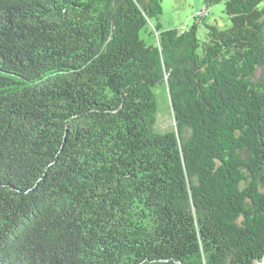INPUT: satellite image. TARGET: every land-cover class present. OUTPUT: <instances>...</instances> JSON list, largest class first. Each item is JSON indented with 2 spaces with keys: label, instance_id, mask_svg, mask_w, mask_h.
Masks as SVG:
<instances>
[{
  "label": "trees",
  "instance_id": "obj_1",
  "mask_svg": "<svg viewBox=\"0 0 264 264\" xmlns=\"http://www.w3.org/2000/svg\"><path fill=\"white\" fill-rule=\"evenodd\" d=\"M202 1L203 40L161 0H0V264L261 262L264 0Z\"/></svg>",
  "mask_w": 264,
  "mask_h": 264
},
{
  "label": "rangeland",
  "instance_id": "obj_2",
  "mask_svg": "<svg viewBox=\"0 0 264 264\" xmlns=\"http://www.w3.org/2000/svg\"><path fill=\"white\" fill-rule=\"evenodd\" d=\"M203 15L196 18L198 11H204ZM198 22L197 36L201 40L205 39L207 24H215L218 28H226L229 24L228 15L224 11V1L205 5L202 0H161V13L158 18L161 29L177 28L179 30L187 29L194 21ZM157 20L153 19L152 23ZM140 37L147 44H157V37L153 31V26L148 23L140 31ZM156 97L157 112L155 116L154 129L157 132H164L174 128V120L168 90L165 83L157 84L153 88ZM261 264V262H255Z\"/></svg>",
  "mask_w": 264,
  "mask_h": 264
},
{
  "label": "built area",
  "instance_id": "obj_3",
  "mask_svg": "<svg viewBox=\"0 0 264 264\" xmlns=\"http://www.w3.org/2000/svg\"><path fill=\"white\" fill-rule=\"evenodd\" d=\"M206 12V9H204V11L202 10V11H198L196 14L197 15H203V13H205Z\"/></svg>",
  "mask_w": 264,
  "mask_h": 264
},
{
  "label": "bare ground",
  "instance_id": "obj_4",
  "mask_svg": "<svg viewBox=\"0 0 264 264\" xmlns=\"http://www.w3.org/2000/svg\"><path fill=\"white\" fill-rule=\"evenodd\" d=\"M261 264H264V257H263L262 260H261Z\"/></svg>",
  "mask_w": 264,
  "mask_h": 264
}]
</instances>
